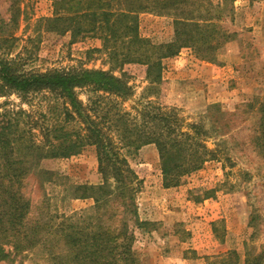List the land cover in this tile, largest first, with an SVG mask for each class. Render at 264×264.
<instances>
[{
	"label": "rangeland",
	"instance_id": "374dc122",
	"mask_svg": "<svg viewBox=\"0 0 264 264\" xmlns=\"http://www.w3.org/2000/svg\"><path fill=\"white\" fill-rule=\"evenodd\" d=\"M54 1L0 0V20L6 25L0 55L25 70L126 74L133 91L123 103L126 110L150 100L174 111L182 124L201 127V140L210 152L199 170L169 188L162 186L156 150H148L145 159L127 158L142 180L134 204L144 225L118 217L116 226L125 223L133 235L137 264H256L254 259L264 255V0H119L117 11L134 8L135 21L129 24L152 45L191 40L162 60L163 84L153 89L147 66H120L103 39L48 32L40 20L54 16ZM205 19L216 29L201 27ZM178 20L184 23L176 25ZM119 43L116 48L122 51ZM209 59L216 66L199 80L198 61ZM78 95L87 102V91ZM54 108L60 110L61 100L49 93L26 100L16 94L0 96V112L25 111L38 126L51 124ZM39 130H34L37 142ZM101 183L94 154L43 159L33 166L21 193L30 202L28 219L42 224L38 239L49 236L47 224L54 231L66 219L82 216L83 222H94L93 200L75 199L74 187ZM52 251L60 252V245ZM52 251L38 246L16 255L11 264H59L49 256ZM262 260L259 264L264 256Z\"/></svg>",
	"mask_w": 264,
	"mask_h": 264
},
{
	"label": "trees",
	"instance_id": "16d2710c",
	"mask_svg": "<svg viewBox=\"0 0 264 264\" xmlns=\"http://www.w3.org/2000/svg\"><path fill=\"white\" fill-rule=\"evenodd\" d=\"M118 1L55 0L54 16L40 22L48 32L70 33L73 39H103L120 66L144 64L150 87L162 85V60L175 56L179 47L188 46L191 40L180 45H152L138 37L136 26L129 24L135 21L131 16L134 8L117 11ZM210 20L205 19L201 27L216 29ZM197 25L194 27H200ZM5 27L0 20V38ZM118 42L122 51L116 48ZM126 78V74L116 77L84 68L25 70L16 60L0 55V96L16 94L26 100L32 94L49 93L61 100L60 110L54 108L51 124L45 126H38L22 110L0 112V263L11 264L16 255L38 246L52 251L60 245V252H49L59 264H137L131 246L133 235L125 223L116 226L118 217H130L137 226L144 225L134 204L142 180L127 158L137 155L143 146L154 145L163 188L178 186L180 177L199 170L209 159L199 125L182 124L174 111L150 100L126 110L123 103L133 95ZM81 90L89 93L86 103L79 98ZM37 127L39 142L34 134ZM80 154L95 155L102 183L74 187V198L93 200L96 218L88 223L82 216L66 219L54 231L47 224L49 236L38 239L42 224L28 219L30 202L21 193L24 182L41 160ZM263 256L254 259L256 264Z\"/></svg>",
	"mask_w": 264,
	"mask_h": 264
},
{
	"label": "crops",
	"instance_id": "0c3cea01",
	"mask_svg": "<svg viewBox=\"0 0 264 264\" xmlns=\"http://www.w3.org/2000/svg\"><path fill=\"white\" fill-rule=\"evenodd\" d=\"M198 62H199V65H201V67L200 68L197 67L200 70L199 71L200 74H197L198 75L197 77L199 78V80H203V78H202L203 73L206 74L208 72V70L211 69L212 65H215V64H213V62H210V61L209 62L198 61ZM152 149L156 150L155 146L152 145V144L143 146L138 151L137 157L140 156L143 159H145L146 155H147V157H149L148 154H147V151L149 150V152H151V151H153Z\"/></svg>",
	"mask_w": 264,
	"mask_h": 264
}]
</instances>
